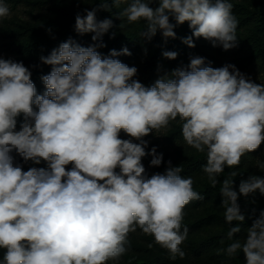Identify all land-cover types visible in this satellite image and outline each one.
<instances>
[{"label":"clouds","instance_id":"9594fccd","mask_svg":"<svg viewBox=\"0 0 264 264\" xmlns=\"http://www.w3.org/2000/svg\"><path fill=\"white\" fill-rule=\"evenodd\" d=\"M121 2L113 0L116 6ZM150 2L131 0L119 17L130 24L145 21L141 35L149 40L158 30L175 38L174 27L188 22L192 36L224 50L236 46L238 21L230 0H158L156 8ZM96 11L75 18V30L94 33V42L113 27L111 19L97 21ZM9 15L0 0V20ZM183 42L195 47L192 37ZM105 46L83 47L69 39L41 56L43 64L52 66L41 77L42 95L29 68L0 58V249L5 250L0 264H107L126 253L128 234L137 228L173 259L184 257V208L204 197L193 189L192 177L181 176L182 168L170 161L164 174L150 177L142 164L150 154V165H161L163 155L155 147L146 153L144 137L177 118L185 143L206 151L202 170L212 187L221 184L226 223L245 219L239 195L257 190L264 195V177L242 180L238 192L233 179H218L264 142V84L251 81L235 65L213 68L195 57L186 68L146 87L132 79L136 67L115 59L131 52L113 49L102 57L97 48ZM163 56L174 60L177 53ZM121 131L130 138L121 139ZM13 152L25 162L43 160L48 166L23 171ZM240 231L239 224L229 228L227 255L242 250L246 264H264V211L247 228L243 242L233 239Z\"/></svg>","mask_w":264,"mask_h":264},{"label":"trees","instance_id":"16d2710c","mask_svg":"<svg viewBox=\"0 0 264 264\" xmlns=\"http://www.w3.org/2000/svg\"><path fill=\"white\" fill-rule=\"evenodd\" d=\"M63 2L77 0H61ZM78 8L69 6L60 9V21H51L36 30L34 34L26 35L24 38L8 43V46L13 47L22 55V58L15 62H22L25 67L29 68L31 72V80L36 86L37 94L42 95L45 91V85L41 79L43 75L51 72V65L43 64L40 60L41 56L50 55L53 49L59 47L63 42L72 39L83 47H88L94 43L102 42L105 47L97 48V51L102 57L108 56L111 50L115 49L121 51L127 48L131 55H120L115 57L122 63L130 67L137 68V74L132 78L141 82L146 87H150L157 79L177 68H186L192 58H204V66L213 68H221L225 65H235L239 68H244L248 65L257 64L260 68L264 69V0H243L240 3H233L232 12L236 15L238 26L236 29L237 43L231 49H237L238 54H229V50H224L222 46H213L212 42L204 39L203 37L196 38L192 36V29L189 23L185 22L176 25L174 18L170 17V23L176 25L174 27L175 38H165L160 30L150 40L141 35L146 31V22L141 20L138 23H128L126 17H119V13L131 2V0H123L116 6L113 0H79ZM108 3L109 9L103 10L100 8L101 3ZM152 8L158 7V0H152L149 3ZM97 9L96 19L102 21L104 19H111L113 27L105 33L101 41L94 42L92 36L94 33L80 34L75 30V18L77 14L81 16L86 15V10L91 11ZM240 13L238 16L237 14ZM11 38H17L21 33L17 31H7ZM192 37L195 47H189L183 41ZM165 51H174L177 53V58L174 60L167 59L163 56ZM244 53V55L242 54ZM131 82V81H130ZM23 120L20 116L17 118V130L19 124ZM170 135L174 137H182V127L178 126L177 129ZM260 148V147H259ZM259 148L253 152H248L245 155H255ZM146 153H149L146 151ZM14 162L22 167L23 171H27L32 167L47 168V162L41 160L40 164H35L32 161L25 162L15 152ZM150 155H145L142 158V164L148 160ZM207 162L206 151L204 153H196L182 162L172 165L173 167L179 166L182 168L181 176L193 177L204 173L202 168ZM71 164L66 166V170L71 169ZM168 167V163L163 159L159 171L156 173L164 174ZM119 172V168L116 169ZM155 174V173H153ZM232 173L226 167L224 172L218 177L222 182L226 178L233 179V187L235 188L238 183V177L232 176ZM221 184L218 183L215 187L211 186L210 181L202 183L200 186L193 188L200 193L203 200H193L190 203L200 205L210 197H215L222 202L220 194ZM238 204L240 206L241 214L245 219L243 222H233L229 225L225 222L224 216L221 217L220 229L209 236L203 237L195 242V249L202 251L215 244H221L225 249L232 242L227 239V232L231 226L239 224L241 231L247 224L254 211L255 203L252 201H243L238 196ZM207 217H198L190 223V228H197L204 224ZM240 231V233H241ZM237 233L234 240L240 235ZM149 239L155 244L156 250L146 256L127 255L124 261L116 262L115 264H191L189 261H183L179 255L175 259L171 257L170 252L154 242V238L149 235ZM4 249H0V260L3 258ZM234 264H246V259L242 251H238L235 256H231Z\"/></svg>","mask_w":264,"mask_h":264},{"label":"rangeland","instance_id":"374dc122","mask_svg":"<svg viewBox=\"0 0 264 264\" xmlns=\"http://www.w3.org/2000/svg\"><path fill=\"white\" fill-rule=\"evenodd\" d=\"M77 1L3 0L10 9V15L0 20V58L12 59L13 61L21 59L22 55L17 52V50H14L13 47H9L8 43L20 40L26 35L34 34L37 29L47 25L51 21H60V9L65 6L78 8L79 4ZM242 1L243 0H230L232 4ZM237 15L239 16L240 13ZM7 31H17L21 33V35L17 38H11L8 36ZM231 53L237 55L238 50L231 49L229 50V54ZM242 54L244 55V53ZM236 69L251 81L257 84H264V69L260 68L257 64L248 65L244 68L236 67ZM178 126H181L179 118H177L176 121L170 122L167 128L159 131L154 130L148 136L144 137V139L148 141V146L145 151L150 153L151 149L155 147L157 154H162L163 159L167 163L170 161L171 165L178 164L186 158L198 153L194 148L185 143L183 137H174L170 135ZM120 138L129 139L130 137L121 131ZM151 159L152 156L150 155L149 159L143 164L149 177L160 169V166L150 165ZM260 164H264V142H262L255 155H244L241 157L238 166L232 168L227 167L231 173L235 172L239 179V183L234 190L238 192L240 182L248 179L251 175L264 177V169H261ZM192 179L194 181L193 188L208 181L206 173L195 175ZM239 197H241L243 201H252L255 203L253 213L237 238L243 242L246 238L247 228L259 217L260 212L264 211V195H261L257 190L247 197L243 195H239ZM221 204L222 202L217 198L210 197L200 205L189 203L185 206L181 231H183V227H187L188 233L187 238L180 245L185 253L184 257L181 258L183 261H189L191 264H234L232 257L227 255L225 248L221 244L212 245L202 251H197L195 249L196 241L214 234L220 229V219L223 217L225 211ZM198 217H207V220L197 228H190V223ZM128 240L129 244L127 245L126 253L121 256L119 260L108 261L107 264H115L116 262L124 261L127 255L146 256L156 250V246L149 239V235L144 234L139 228H137L135 232H130L128 234Z\"/></svg>","mask_w":264,"mask_h":264}]
</instances>
